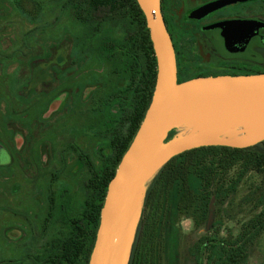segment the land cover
<instances>
[{"label": "rangeland", "instance_id": "374dc122", "mask_svg": "<svg viewBox=\"0 0 264 264\" xmlns=\"http://www.w3.org/2000/svg\"><path fill=\"white\" fill-rule=\"evenodd\" d=\"M81 30L72 11L55 7L51 0H0V147L10 151L11 161L0 165V207L16 208L26 220L29 207L41 211L50 206L46 197L54 193L57 213L47 231L49 244L53 233L70 232L73 222L83 221L87 184L97 166L113 168L116 163L108 139L116 132L105 126L115 128L118 123L89 111L92 94L100 87L95 85L108 72L96 58L77 57L85 44ZM208 34L217 38V30ZM109 112L114 117L118 108ZM170 134H175L172 139L186 136L176 127ZM260 183V176L250 173L226 204L216 207L212 202L210 229L209 218L198 225L193 216L173 215L161 264H195L193 245L217 230L222 238L237 237L242 225L259 213L250 198ZM142 209L143 198L137 224ZM8 226L0 225V264H33L27 226L18 225L20 243L5 237ZM92 229L86 223V234ZM43 249L34 247L32 252ZM248 264H264V233Z\"/></svg>", "mask_w": 264, "mask_h": 264}, {"label": "trees", "instance_id": "16d2710c", "mask_svg": "<svg viewBox=\"0 0 264 264\" xmlns=\"http://www.w3.org/2000/svg\"><path fill=\"white\" fill-rule=\"evenodd\" d=\"M69 8L82 27L85 44L77 54L95 59L108 76L99 77L89 111L107 122L118 123L109 137L114 150L113 168L98 165L87 187L84 208L87 225L75 224L70 232L56 233L49 247L33 255V264H88L108 185L150 107L156 84L157 61L150 32L136 0H51ZM119 32H118V31ZM96 43H93V41ZM98 48V49H97ZM119 82H123L122 86ZM118 108L111 116L110 109ZM99 116V115H98ZM99 116V117H101ZM109 124V123H108ZM175 134L169 135V140ZM250 173L261 183L250 202L259 213L245 222L237 237L219 236L218 230L193 247L195 264H248L255 244L264 233V143L247 149L205 147L170 160L150 181L143 198L142 216L128 264H161L162 246L171 230L172 216H193L198 225L209 218L212 202L222 207L238 191Z\"/></svg>", "mask_w": 264, "mask_h": 264}, {"label": "water", "instance_id": "95a60500", "mask_svg": "<svg viewBox=\"0 0 264 264\" xmlns=\"http://www.w3.org/2000/svg\"><path fill=\"white\" fill-rule=\"evenodd\" d=\"M145 16L157 76L146 116L108 185L100 224L88 264H128L139 223L137 212L150 181L173 158L205 147L247 149L264 143V74L199 77L178 81L175 48L162 14L161 0H136ZM257 0H218L188 15L199 20L226 6ZM264 28L263 22L230 21L210 28L234 38L238 29ZM228 33V34H227ZM229 37V38H228ZM199 117L257 128L247 142L181 137L167 141L178 118ZM212 214L207 229L212 226Z\"/></svg>", "mask_w": 264, "mask_h": 264}, {"label": "flooded vegetation", "instance_id": "af4514ba", "mask_svg": "<svg viewBox=\"0 0 264 264\" xmlns=\"http://www.w3.org/2000/svg\"><path fill=\"white\" fill-rule=\"evenodd\" d=\"M215 1L218 0H161L162 14L175 48L179 82L199 77L264 74V28L252 31L250 24L249 27L238 29L235 37H228L229 39L225 38L226 32L223 29L210 28L230 21L264 23V0L229 5L199 20L187 18L192 11ZM212 30H217V38H210L208 32ZM9 157L10 151L0 147V165L9 164L11 162ZM46 198L48 203H51L50 206L41 208V211L33 206L29 207L32 210L29 211V219L26 220L15 211L16 208L0 207V225H9L5 227V237L8 240L20 243L23 234L19 231L18 225L27 226L25 231H29L30 234H27L26 243L31 246V262L34 247L40 246L43 249V246L46 248L50 245L47 231L52 221L56 219L57 212L53 207L55 194H48ZM31 200L29 199L30 202ZM4 215L7 216L3 219ZM18 219H21L20 223ZM59 221L65 220L61 218ZM77 223L86 226L85 213L83 221L79 220L71 225ZM13 224L15 227L12 226ZM55 234L53 233L52 238ZM193 247L190 256L195 261Z\"/></svg>", "mask_w": 264, "mask_h": 264}, {"label": "bare ground", "instance_id": "6f19581e", "mask_svg": "<svg viewBox=\"0 0 264 264\" xmlns=\"http://www.w3.org/2000/svg\"><path fill=\"white\" fill-rule=\"evenodd\" d=\"M173 124L188 137L226 139L237 143L252 140L258 132L254 127L199 117L178 118Z\"/></svg>", "mask_w": 264, "mask_h": 264}]
</instances>
